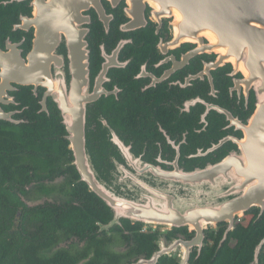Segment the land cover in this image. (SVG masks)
Masks as SVG:
<instances>
[{
	"label": "flooded vegetation",
	"instance_id": "flooded-vegetation-1",
	"mask_svg": "<svg viewBox=\"0 0 264 264\" xmlns=\"http://www.w3.org/2000/svg\"><path fill=\"white\" fill-rule=\"evenodd\" d=\"M79 4L64 0L62 9ZM84 9L81 15L88 18L83 27L87 30L89 51V92L99 97L87 107V146L108 184L119 176L124 185L126 172L136 174L137 170L123 156L132 155L165 172H190L218 163L237 149L236 142L243 138V128L255 109V92L238 68L208 49V43L226 42L221 29L220 35L212 28L206 31L199 20L203 11L193 10L184 20V13L155 0H100L99 5ZM56 12V4L49 0H0V110L9 117L7 121L0 120V128L32 131L37 124L53 118L60 123L52 98L46 96V87L15 82L21 72L20 61L28 64L43 24L69 19L68 12L63 17H56ZM46 32L39 58L52 65L48 72L39 75L50 77L51 85L58 77L56 63L63 61L67 73L68 49L63 32ZM69 77L67 73V81ZM111 132L122 142L123 155L110 140ZM50 136L46 139H64V127L61 133ZM55 174L58 176L45 181L47 186H60L67 177L66 173L60 175L59 170ZM57 181L61 183L52 185ZM54 193L58 192L51 194ZM58 194L60 199L56 202L48 200V195L38 205H65L68 198ZM16 216L19 220V213ZM243 218H236L235 226ZM222 225L225 227L220 223L204 232V247L207 232L218 231ZM157 231L156 236L164 238L165 246L193 238L187 228ZM92 234L100 238L102 232L97 229ZM118 240L123 246L115 253H125L133 246L131 238ZM115 244L109 246L111 251ZM75 246L82 249L85 243L70 237L48 254L59 250L74 252L78 248ZM199 255L192 248L190 260ZM180 256L179 250L177 262Z\"/></svg>",
	"mask_w": 264,
	"mask_h": 264
},
{
	"label": "water",
	"instance_id": "water-1",
	"mask_svg": "<svg viewBox=\"0 0 264 264\" xmlns=\"http://www.w3.org/2000/svg\"><path fill=\"white\" fill-rule=\"evenodd\" d=\"M49 1L56 4V17H63L68 12L69 19L64 22L53 19L49 25L43 24L27 58L28 64L20 61L21 72L15 82L47 88L46 96L52 98L64 127V139L68 142L71 165L78 181L112 214L110 222L100 226L99 232L121 227L122 220L153 231L187 228L193 233L190 241L176 240L165 246L164 238L159 235L157 249L151 257L147 260L139 258L132 264H158L161 258H175L179 250L178 264H189L192 248L195 247L199 255L205 246L204 232L224 223L225 231L217 253L228 234L235 230L236 218H243L252 208H258L257 218L264 212V0H155L167 2L184 13L181 14L184 20L192 15L193 10H201L203 14L199 20L206 26V31L212 28L220 35L219 30H222L226 43H208L207 47L238 68L255 92V109L243 128V138L236 142L237 149L225 159L190 172H165L143 164L132 155L123 156L137 170L136 174L126 172L124 185L119 176H115L111 185L108 184L87 146V107L99 97L89 92V51L87 30L83 27L88 18H84L81 12L84 7L99 5L100 0H73L80 4L67 10L62 9L64 0ZM172 24L174 27L175 20ZM46 30L49 35L63 32L68 49V81L63 61L56 63V83L49 85L50 77L39 75V72L42 75L48 72L52 65L39 58L42 43L47 37ZM43 79L47 83L42 82ZM0 120H9L1 110ZM109 137L123 155L122 142L112 132ZM132 162L135 164L131 165ZM263 246L264 238L255 247L251 264H258Z\"/></svg>",
	"mask_w": 264,
	"mask_h": 264
},
{
	"label": "trees",
	"instance_id": "trees-1",
	"mask_svg": "<svg viewBox=\"0 0 264 264\" xmlns=\"http://www.w3.org/2000/svg\"><path fill=\"white\" fill-rule=\"evenodd\" d=\"M61 132L62 125L54 118L37 124L32 131L0 128V264H132L140 257L150 258L156 251L157 230L143 231L140 224L122 220L121 227L102 231L100 238L92 234L107 225L112 214L78 181L67 141L60 137L46 139L52 133ZM56 170L60 175L66 173V179L60 186H47L45 181L58 176ZM35 181H42L33 186L35 192L44 196L58 192L68 201L63 206L24 205L21 196H27L26 188ZM258 213L256 209L249 210L217 253L225 227L207 232V246L198 257L193 256L189 264H251L255 247L264 238V212L257 218ZM109 233L117 236H109ZM70 237L84 242L85 247L74 252L59 250L48 254ZM129 238L133 241L129 251L115 253L109 249L118 239ZM258 259V264H264V246ZM158 264L178 262L166 257Z\"/></svg>",
	"mask_w": 264,
	"mask_h": 264
},
{
	"label": "rangeland",
	"instance_id": "rangeland-1",
	"mask_svg": "<svg viewBox=\"0 0 264 264\" xmlns=\"http://www.w3.org/2000/svg\"><path fill=\"white\" fill-rule=\"evenodd\" d=\"M60 183H61L60 181H57L53 183L52 185H58ZM26 191H27V196L21 199L29 206L41 204L42 201L46 198L45 196H42L39 193L35 192L34 187H27ZM47 199L51 200L52 202H56L57 200L60 199V195L58 193H54V194H51ZM147 230L148 229H145V228L143 229V231H147ZM122 246L123 245L121 244V242L117 241V243L113 247V251L115 252L119 250ZM75 247H78L76 248V250H80L79 246H75Z\"/></svg>",
	"mask_w": 264,
	"mask_h": 264
}]
</instances>
